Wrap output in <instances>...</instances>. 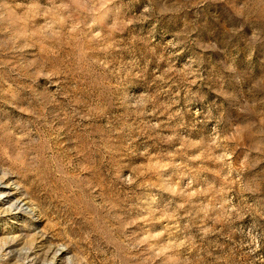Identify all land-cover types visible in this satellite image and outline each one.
Returning <instances> with one entry per match:
<instances>
[{"label": "rangeland", "instance_id": "374dc122", "mask_svg": "<svg viewBox=\"0 0 264 264\" xmlns=\"http://www.w3.org/2000/svg\"><path fill=\"white\" fill-rule=\"evenodd\" d=\"M6 181L0 264H264V0H0Z\"/></svg>", "mask_w": 264, "mask_h": 264}, {"label": "bare ground", "instance_id": "6f19581e", "mask_svg": "<svg viewBox=\"0 0 264 264\" xmlns=\"http://www.w3.org/2000/svg\"><path fill=\"white\" fill-rule=\"evenodd\" d=\"M12 183L6 181L0 183V205L8 203L12 200L13 197H15L16 192L14 190ZM16 207L17 211L15 212V215L19 214L21 210L28 205V201L26 199L17 198L15 202H12ZM12 204V205H13ZM38 209V208H37ZM33 210H31L32 212ZM34 212V211H33ZM61 251V250H60ZM58 252L53 258V261H51L50 264H60L62 260L63 252Z\"/></svg>", "mask_w": 264, "mask_h": 264}]
</instances>
